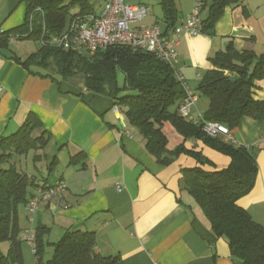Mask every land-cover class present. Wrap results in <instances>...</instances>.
Wrapping results in <instances>:
<instances>
[{"label": "crops", "instance_id": "crops-1", "mask_svg": "<svg viewBox=\"0 0 264 264\" xmlns=\"http://www.w3.org/2000/svg\"><path fill=\"white\" fill-rule=\"evenodd\" d=\"M175 1L179 25L191 15L196 0ZM26 14L25 0H0V32L21 27ZM206 16L204 10L202 19ZM146 23L159 24L152 14ZM165 27L164 23L163 31ZM230 44L239 53L264 55V0H243L226 8L211 36L185 34L173 67L198 95L202 77L214 69L210 60ZM30 55L21 56L10 46L0 49V139L16 133L34 114L42 124L40 133L45 130L50 137L49 146L35 152L41 156L37 165L33 157L41 174L36 176L37 184L63 180L68 188L62 198L40 206L34 223L28 220L27 208H22L20 237L26 229L35 233L45 227L49 230L45 243L54 250L67 232L80 230L94 232L97 252L119 256L121 264H234L228 242L215 236L203 210L181 190L182 169L196 166V161L182 155L170 166L158 164L109 97L31 74L15 59L24 61ZM225 74L232 82L240 79L236 73ZM256 85L254 98L264 101V78ZM208 109V100L199 96L192 112L204 118ZM232 132L258 165L255 186L238 205L264 226V121L245 117ZM186 146L201 151L217 170L231 162L200 141L190 140ZM80 152L86 154L85 169L70 164ZM54 156L58 165L50 172ZM30 253L33 256L31 247Z\"/></svg>", "mask_w": 264, "mask_h": 264}, {"label": "trees", "instance_id": "trees-1", "mask_svg": "<svg viewBox=\"0 0 264 264\" xmlns=\"http://www.w3.org/2000/svg\"><path fill=\"white\" fill-rule=\"evenodd\" d=\"M105 0H25V23L14 31L5 32L0 49H9L13 35L34 39L40 47L24 61L15 58L31 74L51 78L57 82L80 78L91 93L109 97L125 115L144 143L146 150L158 164L170 166L180 156L196 161V166L181 171V190L187 192L203 210L213 233L224 238L229 245L234 264H264V226L254 221L238 201L250 194L258 176V165L248 148L226 143L222 137L206 135L202 126L183 119L178 109L185 92L176 79L175 70L146 52H134L128 47L114 46L85 55L44 46L45 40L66 29L72 13L89 14L96 3ZM243 0H202L207 16L202 19V33L213 35L216 23L226 8L239 5ZM100 4V5H101ZM165 23L164 33L174 30L180 19L175 0H160ZM214 69L202 77L197 93L208 100L204 115L208 122L226 125L231 131L238 128L243 118L264 121V101L254 98L256 83L264 78V55L252 51L239 53L232 44L211 60ZM125 75L124 87L118 84V73ZM226 72L239 75L232 82ZM53 75H57L59 79ZM167 128L176 132L182 141L170 149ZM34 114H29L22 127L14 134L0 139V244L8 243L7 254L0 250V264H24L20 210L27 207L39 187L36 176L17 169V157L30 152L44 151L50 137ZM40 133V134H39ZM190 140L230 158L228 167L217 170L201 151L186 146ZM41 156L34 158L37 165ZM70 164L85 169L86 154L80 152ZM58 165L54 156L48 165L53 172ZM209 167V168H207ZM45 186V185H43ZM48 229L35 230L37 264H121L119 256L104 257L97 250L94 232L80 230L67 232L54 245L50 260H44L45 236Z\"/></svg>", "mask_w": 264, "mask_h": 264}, {"label": "built area", "instance_id": "built-area-1", "mask_svg": "<svg viewBox=\"0 0 264 264\" xmlns=\"http://www.w3.org/2000/svg\"><path fill=\"white\" fill-rule=\"evenodd\" d=\"M128 0H105L89 14L76 13L66 26V29L58 35L45 40L44 46H52L78 55L105 50L114 46L128 47L134 52H146L154 55L160 61L173 67L178 57V48L185 34L198 35L202 33V0H196L191 15L174 30L165 34L159 24H147L146 19L150 13L146 6L130 4ZM5 32H0V39ZM11 35L10 43H15L23 37ZM174 68V67H173ZM175 70V69H174ZM177 81L185 92L178 113L188 122L202 126L203 132L210 137H222L226 143L238 145L232 131L224 124L208 122L203 117H195L193 108L199 96L187 86L185 77L175 70ZM1 92V89H0ZM118 111L119 107L114 106ZM67 184L60 180L55 185L41 186L27 205L28 220L35 222V216L42 203H51L60 199L67 191ZM121 190V186L117 187ZM23 243L29 245L34 255V264H37V249L35 233L26 229L22 235Z\"/></svg>", "mask_w": 264, "mask_h": 264}, {"label": "rangeland", "instance_id": "rangeland-1", "mask_svg": "<svg viewBox=\"0 0 264 264\" xmlns=\"http://www.w3.org/2000/svg\"><path fill=\"white\" fill-rule=\"evenodd\" d=\"M160 0H128L130 4H145L147 8L149 9V13L154 16V19L157 20L160 24V26L163 28L164 22H163V11L161 6L159 5ZM101 2L96 3V7L99 8ZM78 10L74 9L72 13H77ZM40 47V43L38 41H35L34 39H22L15 43H12L10 45V49L14 52L19 53L21 56H28L32 53H35L38 48ZM55 78H60L57 75H53ZM66 84L72 85L76 88H80L81 90L84 89L83 83L80 81V78H74L69 81H66ZM118 84L120 87H124L125 84V75L121 72L118 73ZM166 131L168 132L169 138H170V149H174L179 143H181L182 138L173 130L170 128H167ZM233 134V132H232ZM35 156V152H30L26 156L17 157V169L22 172H26L29 170L30 173L34 174L35 176H40L41 174L37 171V169L33 166V157ZM28 168V169H27ZM45 168V167H44ZM47 169H44L42 173L44 174ZM53 176L56 175V173H52ZM45 204V203H42ZM41 204V205H42ZM40 205V206H41ZM40 208V207H39ZM39 210V209H38ZM38 212V211H37ZM20 215L22 218L24 217V214L22 213V209L20 210ZM37 215V214H36ZM36 218V216H35ZM47 245V244H46ZM47 247V246H46ZM9 249L8 243H1L0 244V250L3 254H7ZM23 253H24V264H33V256L30 253V247L23 243ZM54 253L53 248L47 247L45 249L44 253V260L47 261L52 258Z\"/></svg>", "mask_w": 264, "mask_h": 264}]
</instances>
